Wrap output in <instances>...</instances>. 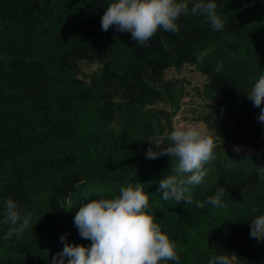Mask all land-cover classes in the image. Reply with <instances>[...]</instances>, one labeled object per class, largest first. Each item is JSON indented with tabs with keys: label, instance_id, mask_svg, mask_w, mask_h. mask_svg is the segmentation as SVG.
I'll use <instances>...</instances> for the list:
<instances>
[{
	"label": "trees",
	"instance_id": "obj_1",
	"mask_svg": "<svg viewBox=\"0 0 264 264\" xmlns=\"http://www.w3.org/2000/svg\"><path fill=\"white\" fill-rule=\"evenodd\" d=\"M109 2L0 0V213L11 198L32 214L19 238L5 241L8 226L0 225V264H52L64 247L61 236L89 247L74 223L80 207L138 182L150 195L156 223L176 244L180 259L168 264H207L218 254H234L233 264H264V242L250 237V221L264 214V181L257 174L264 168L258 148L264 122L247 98L264 74V0H214L223 31L203 15L181 16L178 34L161 29L148 46L114 27L102 31ZM187 2L191 8L198 0ZM83 61L100 65L87 80L78 77ZM184 65L233 80L236 115L253 131L242 137L249 144L232 142L251 152L226 149L231 142L221 138L227 119L220 102L226 98L215 99L217 92L204 86L211 102L200 118L215 139L216 158L205 166L204 184L188 194L201 208L162 200L159 181L176 161L145 157L149 147L170 146L166 135L184 90L165 71ZM220 187L224 206L206 203Z\"/></svg>",
	"mask_w": 264,
	"mask_h": 264
},
{
	"label": "clouds",
	"instance_id": "obj_2",
	"mask_svg": "<svg viewBox=\"0 0 264 264\" xmlns=\"http://www.w3.org/2000/svg\"><path fill=\"white\" fill-rule=\"evenodd\" d=\"M216 9L214 0H198L191 8L187 0H110L101 17V28L104 32L113 27L116 32H128L136 43L148 46V41L161 29L178 34L177 21L181 16L203 15L214 31H223L225 22ZM216 70L220 71L221 65L218 64ZM247 98L254 107L261 109L257 119L264 122V74L256 80ZM205 127L201 123L179 124L166 135L170 146L158 151L151 147L147 149V159L168 155L176 161L172 173L159 181L157 191L162 200L175 204L184 201L186 205L203 207L202 202L193 201L188 194L194 187L204 184L205 166L216 158L215 139ZM155 135H160L158 130ZM234 151L239 152L240 148L236 147ZM257 174L259 180L264 181V168H257ZM119 193L112 198H93L80 207L74 223L80 237L90 240L91 244L89 247L69 244L65 242L66 236H61L64 247L53 257L52 264H65V259L66 264H168L179 261L175 242L156 223L150 208V195L144 191V185L138 182L121 186ZM225 193L224 187L218 188L214 195L207 197L206 203L223 207ZM2 207L0 225L8 226L3 239L19 238L30 226L32 214L19 208L11 198L4 200ZM251 212L256 213L257 209L253 207ZM250 237L264 242V214L256 215L250 221ZM235 258L234 254H218L207 264H233Z\"/></svg>",
	"mask_w": 264,
	"mask_h": 264
},
{
	"label": "rangeland",
	"instance_id": "obj_3",
	"mask_svg": "<svg viewBox=\"0 0 264 264\" xmlns=\"http://www.w3.org/2000/svg\"><path fill=\"white\" fill-rule=\"evenodd\" d=\"M99 67L100 65L97 63L79 62L78 77L87 80L89 75L99 70ZM165 79L176 81L184 90V95L179 104L180 108L171 119L172 130L179 124L201 123L206 126L200 117L202 114L209 111L206 105L210 104L211 101L202 94L204 86L208 85L212 94L217 92V94L213 96L215 99L221 96L226 98H220L222 104L221 115L227 119V123L221 127V138L223 141L231 142L228 143L225 148H234L235 145H233L232 142L241 144L250 143L247 139L244 140L242 137L245 135H253L252 125L249 121L241 119L243 117H238L236 115L235 110H240L241 108L238 106L237 102L231 99L234 90L233 80H230L229 77L209 74L205 67L201 70H196L191 65H184L179 69H167L165 71ZM158 107H163L171 111V108L169 107L168 109L167 106L159 105ZM242 113L244 114V112ZM205 130L212 134L207 127H205ZM262 142V145L258 144V148L264 150V140H262ZM239 148L242 151H252L251 148Z\"/></svg>",
	"mask_w": 264,
	"mask_h": 264
},
{
	"label": "crops",
	"instance_id": "obj_4",
	"mask_svg": "<svg viewBox=\"0 0 264 264\" xmlns=\"http://www.w3.org/2000/svg\"><path fill=\"white\" fill-rule=\"evenodd\" d=\"M234 148H236V147L234 146ZM234 148L232 147V149L230 148V149H228V150L234 151ZM234 152H236V151H234ZM239 152L249 153V152H251V151H242V150H240Z\"/></svg>",
	"mask_w": 264,
	"mask_h": 264
}]
</instances>
